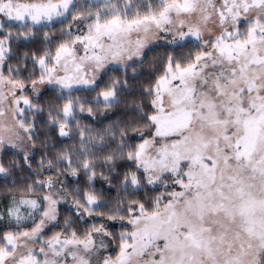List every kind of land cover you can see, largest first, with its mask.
<instances>
[{"label": "snow or ice", "instance_id": "obj_1", "mask_svg": "<svg viewBox=\"0 0 264 264\" xmlns=\"http://www.w3.org/2000/svg\"><path fill=\"white\" fill-rule=\"evenodd\" d=\"M0 264H264V0H0Z\"/></svg>", "mask_w": 264, "mask_h": 264}]
</instances>
